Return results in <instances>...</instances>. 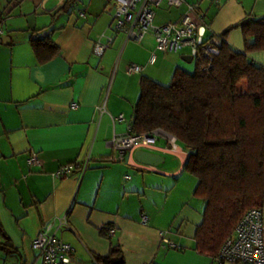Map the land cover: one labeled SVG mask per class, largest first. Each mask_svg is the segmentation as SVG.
Segmentation results:
<instances>
[{"label": "crops", "instance_id": "crops-1", "mask_svg": "<svg viewBox=\"0 0 264 264\" xmlns=\"http://www.w3.org/2000/svg\"><path fill=\"white\" fill-rule=\"evenodd\" d=\"M65 2L40 0L39 8L23 9L9 0L0 9V37L6 36L5 43L0 38V225L13 247H0V264H40L31 243L63 216L67 225L56 236L73 249L67 264H95L94 257L106 256L114 244L123 264H243L218 263L195 250L203 202L193 196L198 181L183 171L188 153L176 140L172 148L160 137L148 149L164 158L157 166L128 152L111 159L117 155L113 137L131 123L141 78L158 82L176 67L189 71L164 54H190L157 51L152 32L139 43L125 40L113 27L111 45L96 56L94 42L112 25L108 1ZM200 2L204 38L212 35L219 44L227 32L226 42L242 50V32L230 31L244 19L264 17V0H210L205 9ZM183 9L161 1L155 22L175 20ZM45 36L58 52L40 61L30 40ZM248 56L264 65V51ZM131 63L142 71L127 74ZM32 153L39 165L28 163ZM87 156L83 173L56 176L60 167ZM261 210L264 215V201Z\"/></svg>", "mask_w": 264, "mask_h": 264}, {"label": "trees", "instance_id": "trees-1", "mask_svg": "<svg viewBox=\"0 0 264 264\" xmlns=\"http://www.w3.org/2000/svg\"><path fill=\"white\" fill-rule=\"evenodd\" d=\"M241 30L243 50L226 42L225 32L209 59L193 58L192 72L176 67L166 85L143 76L129 125L131 134L161 129L187 150L182 169L197 178L193 196L203 202L194 247L213 260L245 212L264 201V65L248 56L264 51V17L249 19ZM30 41L40 61L58 52L50 36ZM0 235L7 252L13 247L1 225ZM94 259L123 264L118 244Z\"/></svg>", "mask_w": 264, "mask_h": 264}, {"label": "built area", "instance_id": "built-area-1", "mask_svg": "<svg viewBox=\"0 0 264 264\" xmlns=\"http://www.w3.org/2000/svg\"><path fill=\"white\" fill-rule=\"evenodd\" d=\"M111 23L115 30L125 34V40L139 43L146 33L152 32L155 40V49L160 52H179L185 48L194 58L203 56L210 58V54L217 51L216 42L203 41L205 26L202 16L196 11V4H188L184 0H107ZM161 1H165L169 7L184 6L183 11L175 20L161 23L155 22L156 9ZM218 2L219 0H214ZM112 36L101 33L94 42L93 53L101 56L111 45ZM155 54L152 53L149 62L153 63ZM210 67V64L208 65ZM142 66L131 63L126 67L127 74L140 73ZM122 118V115L119 116ZM164 138L170 147H175V137L167 136L160 131L149 133L131 134L128 131L121 135H115L111 141L112 147L117 152L112 160H122L127 152L132 154L136 149H149L160 138ZM89 156L80 163L69 164L60 167L56 176L64 177L71 173L74 167H79L81 172L88 167ZM31 165H39L40 161L35 153L28 158ZM146 221V216H142ZM67 225L66 217L58 218L54 230L52 224L46 230L38 233L31 243V248L36 252V260L40 264H67L70 262L73 251L70 244L63 242L56 236V231ZM114 229L110 227L108 234L112 235ZM163 243L171 247L175 245L167 239ZM218 263L233 262L243 264H264V215L260 208H252L245 212L236 224L233 233L225 239L218 256L214 259ZM94 263L96 261L94 260Z\"/></svg>", "mask_w": 264, "mask_h": 264}, {"label": "rangeland", "instance_id": "rangeland-1", "mask_svg": "<svg viewBox=\"0 0 264 264\" xmlns=\"http://www.w3.org/2000/svg\"><path fill=\"white\" fill-rule=\"evenodd\" d=\"M17 1H19L20 6L23 9H26L28 7L33 9L35 6L37 8L40 7V5H39L40 4V0H32V1H29V0H17ZM104 1L107 2V0H104ZM184 1L186 3H188V4H195V2H197L199 0H184ZM209 1L210 0H202V2H200V6L202 7V9H205L206 7H208ZM8 2H9V0H0V9L3 6H5ZM107 6L109 7V3H107ZM39 13H41V9H39ZM103 32L105 33V35L112 36L113 25H111L108 29L106 28ZM103 32H101V33H103ZM241 32H242L241 27L234 28L233 30L230 31V36H234L235 33H241ZM122 36L125 39V34L124 33H123V35H120V37H122ZM241 44H244V41H242ZM236 48L239 49V50H242V48H238V47H236ZM183 53L184 54H189V49L188 48L184 49ZM164 55H166L168 58L175 57V59L177 60V63H175V64H178V65L181 64L184 68L189 70L188 72H192L194 70V67H195L194 59L191 62H186L183 59H180V53H166ZM169 65H170V63H169ZM170 77H171V71L169 73H167V75L165 73V77H160L161 79H157V81L159 80L158 82H160L161 84L165 85V84L169 83ZM245 88H246V84L243 83L242 89H245ZM137 96H138V94H137ZM155 131H160V132L166 133L165 131H163L161 129H155ZM166 134H168V133H166Z\"/></svg>", "mask_w": 264, "mask_h": 264}, {"label": "water", "instance_id": "water-1", "mask_svg": "<svg viewBox=\"0 0 264 264\" xmlns=\"http://www.w3.org/2000/svg\"><path fill=\"white\" fill-rule=\"evenodd\" d=\"M247 22L248 19H244L243 21L237 23L236 26H241ZM231 28L232 27H229V29ZM0 38L1 41L5 43L6 36L2 35ZM181 59H183L186 62H191L193 60V57L191 55H182ZM132 155L135 161L145 165L157 166L159 163H161L164 160L162 155L152 152L151 150L142 149V148L136 149Z\"/></svg>", "mask_w": 264, "mask_h": 264}]
</instances>
